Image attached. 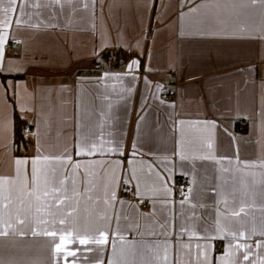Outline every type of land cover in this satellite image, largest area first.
I'll return each mask as SVG.
<instances>
[{
	"label": "crops",
	"instance_id": "0c3cea01",
	"mask_svg": "<svg viewBox=\"0 0 264 264\" xmlns=\"http://www.w3.org/2000/svg\"><path fill=\"white\" fill-rule=\"evenodd\" d=\"M0 75V264H264V0H3Z\"/></svg>",
	"mask_w": 264,
	"mask_h": 264
},
{
	"label": "built area",
	"instance_id": "2783aa9c",
	"mask_svg": "<svg viewBox=\"0 0 264 264\" xmlns=\"http://www.w3.org/2000/svg\"><path fill=\"white\" fill-rule=\"evenodd\" d=\"M12 43H16V40H13ZM161 98L164 100H173L174 96L169 94H162ZM25 131H30L29 127H25ZM191 181L189 178L181 177L176 178L173 183L174 190V201L184 200L189 198V193L191 191ZM120 197L127 200H134L141 207H147L150 205V199H140L135 197L134 190L128 183H123L120 187Z\"/></svg>",
	"mask_w": 264,
	"mask_h": 264
},
{
	"label": "snow or ice",
	"instance_id": "6c2138e0",
	"mask_svg": "<svg viewBox=\"0 0 264 264\" xmlns=\"http://www.w3.org/2000/svg\"><path fill=\"white\" fill-rule=\"evenodd\" d=\"M3 0H0V3H2ZM16 3V0H9V4L10 5H15ZM13 11H15V8L12 9ZM5 12L8 11V9H4ZM137 62L136 61H133V65H135ZM131 67V65H130ZM84 150L87 151L88 154H92L94 153V151L97 150V146L95 144H82L81 145V152H83ZM81 152H78L77 154H81ZM20 163H22L21 161H17V164L19 165ZM36 164H37V160H33V168H32V175H33V180L35 181L37 179V169H36ZM47 194V193H45ZM114 195V193H113ZM47 235H51L53 237H55V233L53 232H48V233H45ZM0 235H7L6 232H0ZM103 235V234H101ZM96 243H104L105 241L103 239H100V240H96L95 241ZM80 243H86L85 240H81ZM56 250L59 252L60 251V245L57 244V247H56ZM245 259H247V257L245 256Z\"/></svg>",
	"mask_w": 264,
	"mask_h": 264
},
{
	"label": "trees",
	"instance_id": "16d2710c",
	"mask_svg": "<svg viewBox=\"0 0 264 264\" xmlns=\"http://www.w3.org/2000/svg\"><path fill=\"white\" fill-rule=\"evenodd\" d=\"M3 79L4 77L0 75ZM237 129L241 132H245L246 128L240 127V123H237ZM25 130L23 121L16 115L15 117V145L16 147L23 141L22 131Z\"/></svg>",
	"mask_w": 264,
	"mask_h": 264
}]
</instances>
